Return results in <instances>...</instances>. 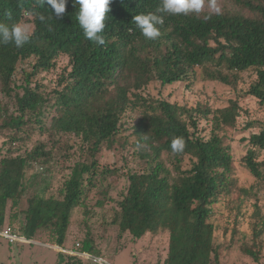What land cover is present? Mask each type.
<instances>
[{"label":"trees","instance_id":"trees-1","mask_svg":"<svg viewBox=\"0 0 264 264\" xmlns=\"http://www.w3.org/2000/svg\"><path fill=\"white\" fill-rule=\"evenodd\" d=\"M228 1L233 6L220 14L202 9L199 14L173 15L158 11L162 0H111L104 21L105 43L96 45L84 36L74 0H67L62 18L43 0H0V24H33L32 37L23 47L0 44V89L5 95L14 93L19 111L5 116L0 127L14 131L12 141L32 140L25 126L47 108L48 130L59 135L50 148L39 142L23 153L10 150L0 157V228L17 229L22 214L21 232L26 238L41 240L48 232V242L64 248L74 210L83 207L85 214L90 212V193L95 190L111 199L109 179L118 171L102 166L97 156L123 137L126 113L139 110L132 145L147 167L128 173L127 190L111 222L119 227L120 236L129 233L135 239L168 231L163 264H224V246L216 240L210 218L212 204L231 192L234 156L225 131L237 125L239 99L213 109L203 103L187 105L146 96L143 90L153 81L191 87L199 67L208 79L237 88L241 73L252 69L255 79L241 93L238 89L237 96H253L264 108V0ZM148 13L163 17L156 39L145 38L134 20ZM61 55L68 58V71L59 87L46 92L36 77L54 68ZM20 65H25L21 72ZM203 119L211 122L208 137L200 131ZM39 129L43 132L45 127ZM176 137L185 145L179 153L171 149ZM247 140L241 161L256 183L240 189L238 209L256 186L264 187V124ZM186 160L190 166L184 168ZM35 165L37 169L27 175ZM56 170L62 172L63 183L57 194L48 193L50 183L41 187L42 180L45 172ZM30 187L33 192L22 209ZM97 203L103 205L104 200ZM258 214L257 210L254 247L241 246L254 264H261L264 245V216ZM78 249L95 251L89 237ZM66 257L63 264H99L74 254Z\"/></svg>","mask_w":264,"mask_h":264},{"label":"rangeland","instance_id":"rangeland-1","mask_svg":"<svg viewBox=\"0 0 264 264\" xmlns=\"http://www.w3.org/2000/svg\"><path fill=\"white\" fill-rule=\"evenodd\" d=\"M221 10L231 8L233 5L228 0H217ZM204 10H211L207 2ZM30 25L31 31L33 24ZM25 65H20L18 71L21 72ZM69 68L68 58L61 55L57 59V65L49 71L40 73L36 79L42 84V89L46 92L59 87L62 74ZM21 75V74H20ZM255 71L252 69L241 73L238 87L224 84L217 80L208 79L202 68H198L196 81L191 87H187L184 82H177L172 85L163 86L159 81H153L144 90L143 94L152 97L167 98L170 101H177L182 104L195 105L203 103L216 109L227 106L232 99H239L241 107L240 115L236 127H228L226 133V143L231 146L234 156V173L230 185L231 192L224 195L217 202L212 204L213 212L210 221L215 225L216 240L224 246V264H254L253 259L249 258L242 251L241 246L248 245L254 247L253 226L254 214L258 210L257 216H264V187L256 186L253 194L248 196L241 209L238 206L241 202V188H250L255 185L256 179L243 165L241 157L248 148L247 138L251 133L259 130L260 124H264V108L258 104L253 96H241L238 98L237 90L240 93L245 90L249 83L255 79ZM18 83H22L21 80ZM34 85V82L32 83ZM15 91L22 93L16 87ZM16 99L14 93L5 95L0 89V125L7 115H18ZM29 122L25 128L31 132L32 140L12 141L14 131L9 128L0 127V157L10 150L14 153H23L25 149H32L39 142L46 144L50 148L53 141L59 135L51 134L48 130L51 124V115L47 108L43 114L35 120ZM140 111H128L123 118L124 127L121 137L112 148L104 147L98 153V160L102 166L115 168L118 171L116 176L110 177L108 196L105 197L95 190L92 191L87 200L90 212L85 214V208L78 207L74 210L71 220L70 235H68L66 247L79 248L77 242L82 244L86 238H91L95 251L91 256L103 257L110 264H163L168 250L169 233L161 231L150 233L141 239H135L129 233L120 236L119 227L111 221L118 207V201L126 192L129 181L130 171H142L147 167L146 160L134 154L136 149L132 145L134 136H131L133 125L139 120ZM250 123V124H249ZM39 125L45 127L41 132ZM211 129V122L203 119L200 122L201 134L208 137ZM224 134V132H222ZM25 137V135H24ZM125 137L128 141L125 142ZM74 143V139L72 141ZM188 160L185 161L184 168L189 167ZM55 168V167H54ZM53 168V170H54ZM37 169H28L27 175ZM41 187L50 183L48 193L57 194L58 188L63 183L62 172L56 170L54 173L45 172ZM40 180V179H39ZM33 192V187L24 194L21 208L27 207L26 198ZM98 199L104 200L103 205L97 203ZM256 205V206H255ZM24 215L19 216L16 223L17 229L21 231ZM48 232L41 236V240L48 242ZM56 247V248H55ZM258 249V245L255 246ZM261 264H264V245L260 249ZM67 252L60 250L57 246H46L37 241H19L10 244L7 241L0 242V264H63L67 262ZM63 261V262H62Z\"/></svg>","mask_w":264,"mask_h":264},{"label":"clouds","instance_id":"clouds-1","mask_svg":"<svg viewBox=\"0 0 264 264\" xmlns=\"http://www.w3.org/2000/svg\"><path fill=\"white\" fill-rule=\"evenodd\" d=\"M52 9V13L57 18H62L66 11L67 0H43ZM79 5L78 22L84 31V36L94 42L96 45L105 43L103 30L105 28V17L109 12L111 0H74ZM216 14H220L221 9L217 0H162L161 7L158 9L161 13L173 15H187L189 13L199 14L205 3ZM210 17L206 16L205 19ZM41 21L45 20L43 15L39 16ZM137 27L142 35L147 39H156L160 35L157 25L163 23V17L154 13L140 14L134 17ZM32 32L30 25L16 22L10 27L0 24V44H14L16 48L23 47L30 41ZM184 141L176 137L171 142L173 152L179 153L184 149Z\"/></svg>","mask_w":264,"mask_h":264},{"label":"built area","instance_id":"built-area-1","mask_svg":"<svg viewBox=\"0 0 264 264\" xmlns=\"http://www.w3.org/2000/svg\"><path fill=\"white\" fill-rule=\"evenodd\" d=\"M0 239H3L7 241L10 244H14L19 241H25V242H34L32 239L26 238L21 231L18 229H14L11 225H5L0 228ZM80 244L77 242V246ZM60 250H64L69 254L78 255L80 257L86 258V259H94L99 264H110L107 262L103 257L98 256H91V252L81 251L78 248H61L58 246Z\"/></svg>","mask_w":264,"mask_h":264},{"label":"crops","instance_id":"crops-1","mask_svg":"<svg viewBox=\"0 0 264 264\" xmlns=\"http://www.w3.org/2000/svg\"><path fill=\"white\" fill-rule=\"evenodd\" d=\"M6 223H7V222H6ZM1 241H5V240L0 239V242H1ZM34 241H37L38 243H41V244L46 245V246H52V244H50L49 242H45V241H42V240H40V239H39V240H34ZM66 243H67V241H66ZM54 246H56V245H54ZM57 247H58V246H57ZM65 247H66V246H65ZM55 248H56V247H55ZM61 248H63V247H61ZM69 248H71V247L68 246V249H69Z\"/></svg>","mask_w":264,"mask_h":264}]
</instances>
